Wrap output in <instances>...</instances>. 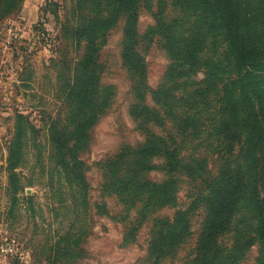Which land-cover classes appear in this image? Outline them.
Returning <instances> with one entry per match:
<instances>
[{"label": "trees", "instance_id": "obj_1", "mask_svg": "<svg viewBox=\"0 0 264 264\" xmlns=\"http://www.w3.org/2000/svg\"><path fill=\"white\" fill-rule=\"evenodd\" d=\"M22 2L0 0V20L18 12ZM140 7L153 20L142 33ZM83 9L86 14L64 27L76 45H84L72 66L59 70L71 75L70 84L62 86L67 85L66 125L48 126L54 168L80 192L86 207L78 155L114 93L98 83L97 56L122 18L120 57L132 95L128 113L145 134L101 162L102 196L114 195L126 212L137 213V225L123 243L133 241L138 226L150 218L148 259L152 264L171 259L191 236V217L202 209L196 245L184 264H239L254 245L255 264H264V0H76L75 10ZM154 42L169 62L152 88L145 53ZM197 72L200 80L194 78ZM24 123L33 128L18 114L8 148L13 192L19 188L14 170L22 159ZM218 153L213 173L208 156ZM155 169L166 177L149 179L147 172ZM183 177L199 180L201 189L172 218L155 215L178 206ZM97 209L106 213L104 203ZM64 255L71 254L57 252Z\"/></svg>", "mask_w": 264, "mask_h": 264}, {"label": "rangeland", "instance_id": "obj_2", "mask_svg": "<svg viewBox=\"0 0 264 264\" xmlns=\"http://www.w3.org/2000/svg\"><path fill=\"white\" fill-rule=\"evenodd\" d=\"M36 1L35 23L26 26L31 40L18 45L15 41L10 52L1 53L3 24L18 28L21 7L0 20V245L12 242L17 252L0 251V264H152L147 254L150 218L138 226L134 240L124 244L123 240H130L128 235L137 225L136 210L126 212L116 196L101 194V162L113 157L124 145H135L145 138L128 113L132 95L120 57L123 19L108 31L97 56L98 83L111 86L114 93L108 109L90 130L86 148L78 155L84 164L87 184L85 207L80 192L67 185L49 159L48 126L52 121L66 125L68 108L64 92L67 85L62 86L70 84L71 73L66 70L59 73V70L72 66L81 56L84 44L76 45L64 27L76 23L78 14L87 11L75 10L76 0ZM152 22L150 14L140 7L138 32L142 33ZM12 51H18L19 56L14 58ZM145 58L147 81L155 88L161 82L168 57L154 42ZM202 77V73L197 72L194 78L200 80ZM146 101L153 105L149 97ZM18 114H22L33 128L24 123L22 159L14 170L19 188L13 192L6 165ZM151 128L159 134L164 133L157 127ZM219 157V153L208 156V168L213 173ZM146 176L155 181L166 177L158 169L148 171ZM201 187L199 180L190 182L183 177L178 206L163 208L155 215L172 218L177 210L187 206ZM103 203L106 213L97 209ZM202 219L203 211L198 209L191 217L188 241L175 257L158 264H184L196 245ZM57 252L71 255L59 257ZM256 256L257 246L254 245L239 264H255Z\"/></svg>", "mask_w": 264, "mask_h": 264}, {"label": "crops", "instance_id": "obj_3", "mask_svg": "<svg viewBox=\"0 0 264 264\" xmlns=\"http://www.w3.org/2000/svg\"><path fill=\"white\" fill-rule=\"evenodd\" d=\"M38 2L36 0H23L21 4V9L19 10L18 20L19 23V38L15 44H26L31 40L30 31H27L26 26L35 23L38 14ZM4 23L3 25H5ZM27 33V34H26ZM26 34V35H25ZM28 35V36H27ZM14 47V46H13ZM12 56L14 58L19 56L18 51H12Z\"/></svg>", "mask_w": 264, "mask_h": 264}, {"label": "built area", "instance_id": "obj_4", "mask_svg": "<svg viewBox=\"0 0 264 264\" xmlns=\"http://www.w3.org/2000/svg\"><path fill=\"white\" fill-rule=\"evenodd\" d=\"M3 43L1 53L10 52L12 45L19 38V29L11 24H5L3 28ZM15 246L12 242H5L0 245V251L4 253H17L14 249ZM19 256H22L20 252H18Z\"/></svg>", "mask_w": 264, "mask_h": 264}]
</instances>
